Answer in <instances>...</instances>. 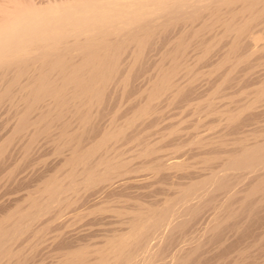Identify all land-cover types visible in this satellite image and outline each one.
Returning <instances> with one entry per match:
<instances>
[{"label": "bare ground", "instance_id": "1", "mask_svg": "<svg viewBox=\"0 0 264 264\" xmlns=\"http://www.w3.org/2000/svg\"><path fill=\"white\" fill-rule=\"evenodd\" d=\"M0 188V264H264V0H0Z\"/></svg>", "mask_w": 264, "mask_h": 264}, {"label": "rangeland", "instance_id": "2", "mask_svg": "<svg viewBox=\"0 0 264 264\" xmlns=\"http://www.w3.org/2000/svg\"><path fill=\"white\" fill-rule=\"evenodd\" d=\"M261 71H263V69H262ZM261 71H260V72H261ZM3 189H4V188H3ZM0 190H1L0 192L2 193V194L0 195V197H2V198H0V199H2V201L7 200L8 198H11V195H12L13 193H15V192L10 191V192L12 193V194L10 195V193L8 192V191H9L8 188H7V189L5 188L4 190H2V189L0 188ZM6 190H8V191H6ZM5 192H6V195H5ZM19 193H20V192H19ZM19 193H18V194H19ZM18 194L16 193V194H13V195H14V196H17ZM3 195H5V196H7V197H4ZM13 195H12V197H14ZM8 196H9V197H8ZM3 197H4L5 199H4ZM3 199H4V200H3Z\"/></svg>", "mask_w": 264, "mask_h": 264}]
</instances>
